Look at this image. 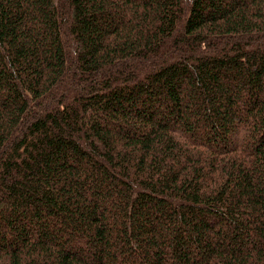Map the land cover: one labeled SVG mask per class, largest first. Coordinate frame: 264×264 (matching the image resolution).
<instances>
[{
    "label": "trees",
    "instance_id": "16d2710c",
    "mask_svg": "<svg viewBox=\"0 0 264 264\" xmlns=\"http://www.w3.org/2000/svg\"><path fill=\"white\" fill-rule=\"evenodd\" d=\"M0 264H264V0H0Z\"/></svg>",
    "mask_w": 264,
    "mask_h": 264
}]
</instances>
